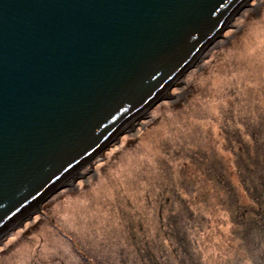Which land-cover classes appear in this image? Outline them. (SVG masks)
I'll use <instances>...</instances> for the list:
<instances>
[{
  "label": "rangeland",
  "instance_id": "obj_1",
  "mask_svg": "<svg viewBox=\"0 0 264 264\" xmlns=\"http://www.w3.org/2000/svg\"><path fill=\"white\" fill-rule=\"evenodd\" d=\"M258 1L243 4L207 56L189 64L146 114L112 137L69 180L71 189L0 239V264H254L252 258L262 264L264 235L248 229L252 241L242 247L232 223L236 199L217 185L215 165L226 155L219 143L239 126L257 133L264 146V0L260 14L249 12ZM185 97L182 109L173 107ZM259 155L263 168L264 149ZM201 161H207L202 170ZM196 169L201 176L192 177ZM191 183L198 187L190 197ZM208 187L218 197L209 203L211 213L186 220L180 204L195 208L198 199L205 206ZM166 188H173L172 211L161 209ZM249 199L244 190L242 204L254 207ZM168 217L176 223L172 230ZM179 231H186V245L174 238Z\"/></svg>",
  "mask_w": 264,
  "mask_h": 264
},
{
  "label": "water",
  "instance_id": "obj_2",
  "mask_svg": "<svg viewBox=\"0 0 264 264\" xmlns=\"http://www.w3.org/2000/svg\"><path fill=\"white\" fill-rule=\"evenodd\" d=\"M245 1L0 0V239L71 189Z\"/></svg>",
  "mask_w": 264,
  "mask_h": 264
},
{
  "label": "trees",
  "instance_id": "obj_3",
  "mask_svg": "<svg viewBox=\"0 0 264 264\" xmlns=\"http://www.w3.org/2000/svg\"><path fill=\"white\" fill-rule=\"evenodd\" d=\"M261 2L262 1L259 0L249 12L255 11L258 12V14H260ZM238 29L235 31V34L237 33V31H239ZM210 50L211 48L207 52H209ZM204 56L206 57L207 53H205ZM189 92H190V87L187 85V89L184 90L183 93L188 94ZM180 97H182V95ZM187 97L189 98V96ZM187 97H185L181 102L177 103V105L174 104L173 107H175L176 109L177 108L182 109V107L184 106L183 104L185 102V99ZM257 135H258L257 133L251 132L246 128H243L242 130V128H240L239 126L236 130V135H234L230 139L229 138L226 139L225 137L224 138L225 141L221 140L218 146V149L224 146V148L226 149L225 154L230 155V157H226V155L223 154L222 159L219 160V163L217 162L215 163V165L217 164L216 165L217 185L219 187H222V189H225L228 194H232L236 199L234 202L235 207H233L234 210L232 213L234 215L233 217L234 221L231 222L237 226L236 234H238L237 238L240 240L242 247L245 246L246 240L248 241L249 244L252 241V240L250 241V238L248 237V229H251L253 233L258 232L259 234L264 235V166L263 168H260L261 157L259 155V153L264 149V146H260V140L257 138ZM230 149L234 150L233 152L234 154H231ZM206 163L207 161H201L198 163L201 170L206 166ZM195 173L196 174H192V177L201 176V171L199 169H196ZM187 186L188 189L185 191V193L187 192V194L190 197L194 196L195 194L194 192H196L198 185H196L195 183H191L188 184ZM169 187L172 186L169 185ZM201 188L202 187L200 186L199 190ZM165 190L167 191V194L165 196L166 199L162 203L161 209L163 210V208L167 206L169 208V211H172V204L168 200L170 199L172 194H174L173 188H168V189L166 188ZM244 190L246 193L248 192L251 193V200L249 199V202L253 203L254 207L251 206L250 208H248L249 204L247 205L242 204V201L240 199L241 197L244 196ZM206 193L208 195H206L205 198L203 199V202L205 203L206 207L202 205L199 206L198 199L197 201L194 202L195 208L190 207L187 201L186 202L183 201L182 204H180L186 207V213L184 214L182 213L186 220L190 218L201 217L202 213H207V212L211 213L212 210L209 207V203H211L212 201H217L218 197L212 194L213 189H211L210 187H208ZM220 207H222V205H220ZM168 218L172 219V220L168 219L169 222L168 228L172 230L173 225H175L176 223L174 222L173 217H168ZM174 238H176V240L180 242V244L182 243H184V245L187 244L186 240H188V236L186 234V231L176 232ZM255 245L258 246L257 239ZM146 246L147 244H145V247ZM243 251L246 253L248 257L249 251L247 249H244ZM250 260L254 264H257L258 261L257 259L252 258ZM259 263L260 262H258V264ZM262 264H264V260Z\"/></svg>",
  "mask_w": 264,
  "mask_h": 264
},
{
  "label": "bare ground",
  "instance_id": "obj_4",
  "mask_svg": "<svg viewBox=\"0 0 264 264\" xmlns=\"http://www.w3.org/2000/svg\"><path fill=\"white\" fill-rule=\"evenodd\" d=\"M247 1H248V0H247ZM247 1H245L244 3L246 4ZM244 3H243V4H244ZM213 45H214V44H213ZM144 111H145V110H143V111L141 112V114H143ZM145 114H146V113H145ZM138 118H139V117L135 118L134 121H135L136 119H138ZM74 177H75V176H74Z\"/></svg>",
  "mask_w": 264,
  "mask_h": 264
}]
</instances>
